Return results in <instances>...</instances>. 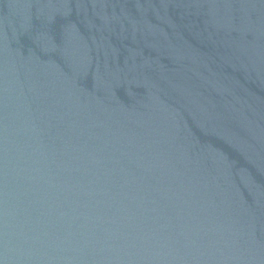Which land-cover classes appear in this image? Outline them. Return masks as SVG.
I'll list each match as a JSON object with an SVG mask.
<instances>
[{
	"label": "water",
	"instance_id": "obj_1",
	"mask_svg": "<svg viewBox=\"0 0 264 264\" xmlns=\"http://www.w3.org/2000/svg\"><path fill=\"white\" fill-rule=\"evenodd\" d=\"M0 264H264V0H0Z\"/></svg>",
	"mask_w": 264,
	"mask_h": 264
}]
</instances>
